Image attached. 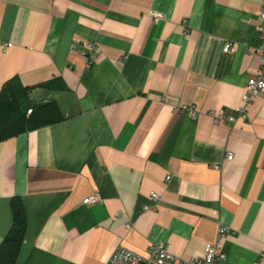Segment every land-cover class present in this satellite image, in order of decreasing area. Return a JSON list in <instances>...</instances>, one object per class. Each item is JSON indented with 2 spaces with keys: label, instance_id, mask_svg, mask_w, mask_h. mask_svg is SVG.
<instances>
[{
  "label": "crops",
  "instance_id": "crops-1",
  "mask_svg": "<svg viewBox=\"0 0 264 264\" xmlns=\"http://www.w3.org/2000/svg\"><path fill=\"white\" fill-rule=\"evenodd\" d=\"M263 6L0 0V91L52 81L64 115L0 142V242L14 196L28 217L16 264H107L119 247L146 256L157 242L184 264L204 257L221 225L218 264H264V90L237 112L262 66ZM95 192L103 201L85 204Z\"/></svg>",
  "mask_w": 264,
  "mask_h": 264
},
{
  "label": "trees",
  "instance_id": "trees-1",
  "mask_svg": "<svg viewBox=\"0 0 264 264\" xmlns=\"http://www.w3.org/2000/svg\"><path fill=\"white\" fill-rule=\"evenodd\" d=\"M46 94L38 100L33 95L36 88ZM51 82L24 86L18 79L5 83L0 91V142L64 119L56 99L48 94L54 91ZM13 224L0 242V264H16L27 233L28 217L24 201L16 195L10 202Z\"/></svg>",
  "mask_w": 264,
  "mask_h": 264
},
{
  "label": "built area",
  "instance_id": "built-area-1",
  "mask_svg": "<svg viewBox=\"0 0 264 264\" xmlns=\"http://www.w3.org/2000/svg\"><path fill=\"white\" fill-rule=\"evenodd\" d=\"M260 22L257 26V30L261 36V44L255 49L256 54H258L262 59V66L254 74L248 78L247 86L245 93L242 97V105L237 108V112L241 117L247 116V106L253 102V100L259 96V94L264 90V6L261 8L260 13ZM99 47L94 42H89L86 44L83 53L88 57L89 61H93V58ZM225 52L233 50V45L231 42L226 41L223 46ZM182 112H187L191 115L196 114L195 107L193 105H182L180 107ZM216 121L222 119V111L214 112ZM230 121H235L236 117L231 115L228 117ZM228 159L233 158V154L230 152L227 155ZM170 176L167 177V180H170ZM151 198L158 204L160 201V194L158 192H153ZM103 201V197L100 192H95L94 194L85 197L83 202L85 204H96ZM154 205H145L144 209L149 210L154 208ZM228 232V227L221 225L218 229V238L214 243H210L206 246L205 255L203 258H192L184 262V264H218L226 254L223 249V239ZM175 261V256L170 250V245L157 242L153 243L149 249L148 255L144 256L139 253L132 251L126 247H119L111 255L107 264H173ZM264 261V252L260 255L261 262Z\"/></svg>",
  "mask_w": 264,
  "mask_h": 264
},
{
  "label": "rangeland",
  "instance_id": "rangeland-1",
  "mask_svg": "<svg viewBox=\"0 0 264 264\" xmlns=\"http://www.w3.org/2000/svg\"><path fill=\"white\" fill-rule=\"evenodd\" d=\"M37 98H38V96H37ZM38 100H39V98H38Z\"/></svg>",
  "mask_w": 264,
  "mask_h": 264
}]
</instances>
